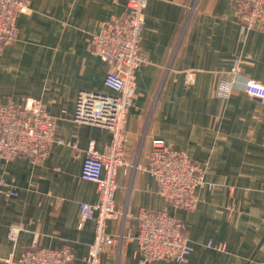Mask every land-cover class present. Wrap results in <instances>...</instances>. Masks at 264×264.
<instances>
[{"label":"crops","instance_id":"1","mask_svg":"<svg viewBox=\"0 0 264 264\" xmlns=\"http://www.w3.org/2000/svg\"><path fill=\"white\" fill-rule=\"evenodd\" d=\"M127 0H33L19 15L15 42L0 52V105L38 99L55 120L48 156L0 160V264L17 261L34 240L70 247L73 264H86L95 222L78 229L80 206L97 204L96 184L81 177L87 149L104 152L108 129L74 119L81 91H104L112 65L95 56L91 34L126 14ZM237 0H150L127 115L124 164L115 193L119 215L106 231L122 242L105 247L101 264H139L135 240L140 209L163 210L187 225L193 248L187 264H264V101L243 83L264 85V30L243 31ZM237 68L230 93L223 80ZM194 72L195 83L187 84ZM161 139L206 167L212 194L198 190L193 211L173 208L148 173L151 141ZM77 144L75 148L74 145ZM125 212V214H124ZM17 230V241L10 239ZM223 244L218 252L208 243ZM153 264H177L171 260Z\"/></svg>","mask_w":264,"mask_h":264},{"label":"built area","instance_id":"2","mask_svg":"<svg viewBox=\"0 0 264 264\" xmlns=\"http://www.w3.org/2000/svg\"><path fill=\"white\" fill-rule=\"evenodd\" d=\"M150 0H127L126 14L105 22L90 37L92 53L112 65L105 78L111 91H81L77 98L74 119L77 123L108 129L111 143L106 151L89 144L83 162L81 177L97 185L100 201L80 206L78 229L89 221L95 222V238L90 246L86 264H101L105 247L121 243L124 235L113 237L106 231L108 220L118 217L115 193L118 168L124 164L127 115L136 93L135 72L148 59L142 54L141 40L145 27V9ZM33 0H0V52L16 41L17 19L31 10ZM237 10L243 31L264 30V0H237ZM238 69L231 70L223 80V94L230 93ZM187 84L195 83L193 71L187 73ZM249 96L264 101V85L253 79L243 83ZM56 139L55 120L38 99H27L23 104L0 105V160L8 161L28 156L36 162L43 161ZM77 147V144L74 145ZM147 172L158 187V194L173 208L193 211L198 205L197 192L207 188L214 193L216 185L206 181V167L194 162L185 152L174 149L161 139L151 141ZM125 214V212H124ZM138 230L135 240L139 247V264L171 260L187 264L193 253L188 238L187 225L163 210L140 209L137 215ZM18 231L11 230L10 239L17 241ZM208 248L225 251L223 244L208 243ZM75 256L70 247L50 249L34 240L31 248L20 259L13 254L3 264H73Z\"/></svg>","mask_w":264,"mask_h":264}]
</instances>
